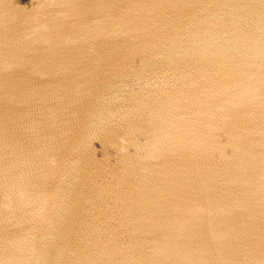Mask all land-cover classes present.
I'll list each match as a JSON object with an SVG mask.
<instances>
[{
	"label": "water",
	"instance_id": "obj_1",
	"mask_svg": "<svg viewBox=\"0 0 264 264\" xmlns=\"http://www.w3.org/2000/svg\"><path fill=\"white\" fill-rule=\"evenodd\" d=\"M0 264H264V0H0Z\"/></svg>",
	"mask_w": 264,
	"mask_h": 264
}]
</instances>
